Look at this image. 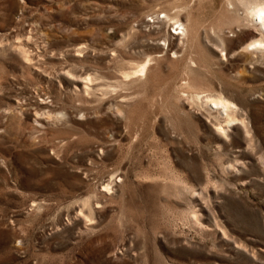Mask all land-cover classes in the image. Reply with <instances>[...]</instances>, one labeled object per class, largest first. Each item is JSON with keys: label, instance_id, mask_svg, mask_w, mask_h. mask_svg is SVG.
Segmentation results:
<instances>
[{"label": "rangeland", "instance_id": "1", "mask_svg": "<svg viewBox=\"0 0 264 264\" xmlns=\"http://www.w3.org/2000/svg\"><path fill=\"white\" fill-rule=\"evenodd\" d=\"M242 2L0 0V264H264V49Z\"/></svg>", "mask_w": 264, "mask_h": 264}, {"label": "bare ground", "instance_id": "2", "mask_svg": "<svg viewBox=\"0 0 264 264\" xmlns=\"http://www.w3.org/2000/svg\"><path fill=\"white\" fill-rule=\"evenodd\" d=\"M243 5L246 6V16L245 20H248L250 23H255L257 26L261 25V28L258 29V32H253L254 35H259L260 39H256L254 42L249 44L252 46V50H261L264 49V0H243ZM151 22V21H150ZM176 31L173 32L174 36H178L181 33V30L174 28ZM179 31V32H178ZM185 35V31L183 32ZM85 47H78L75 49V52L78 53L77 56L83 55ZM18 53L23 56L26 62L28 63H38L40 54L34 53L31 48L19 47L17 49ZM62 75L72 80L73 83L87 81L90 82L91 79L89 77H85L84 74H74L71 70L67 68H61ZM209 100V99H208ZM209 104H213L215 109L225 111L226 114L221 113L222 116H225L226 124L237 122L239 119L237 117V111L235 110V106L223 98L212 99L209 100ZM234 108V109H233ZM217 128L221 133H226L229 126H224L223 124H216Z\"/></svg>", "mask_w": 264, "mask_h": 264}]
</instances>
